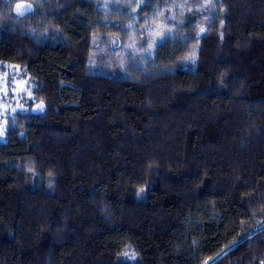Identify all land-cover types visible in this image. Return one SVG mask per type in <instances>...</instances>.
I'll list each match as a JSON object with an SVG mask.
<instances>
[{"label": "trees", "instance_id": "16d2710c", "mask_svg": "<svg viewBox=\"0 0 264 264\" xmlns=\"http://www.w3.org/2000/svg\"><path fill=\"white\" fill-rule=\"evenodd\" d=\"M136 1L0 0V264H264V0Z\"/></svg>", "mask_w": 264, "mask_h": 264}, {"label": "rangeland", "instance_id": "374dc122", "mask_svg": "<svg viewBox=\"0 0 264 264\" xmlns=\"http://www.w3.org/2000/svg\"><path fill=\"white\" fill-rule=\"evenodd\" d=\"M135 1L136 0H105L104 5L114 9H132L137 2ZM17 4L21 5L18 13H23L31 7L27 2H19ZM157 33L160 35V31L157 30ZM20 69L21 67L11 63H6V68L4 70L0 68V139L3 138L5 126L8 122L6 114L13 110L24 108L25 102L22 101L23 98H30L32 96L31 88L28 86V80L25 77L18 76ZM41 109L42 104L40 103H36L33 107V110L36 111Z\"/></svg>", "mask_w": 264, "mask_h": 264}, {"label": "snow or ice", "instance_id": "6c2138e0", "mask_svg": "<svg viewBox=\"0 0 264 264\" xmlns=\"http://www.w3.org/2000/svg\"><path fill=\"white\" fill-rule=\"evenodd\" d=\"M20 8H21V5H20V4H17V5H16V10H17V12H19ZM201 31H203V30H201Z\"/></svg>", "mask_w": 264, "mask_h": 264}]
</instances>
